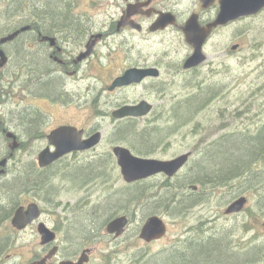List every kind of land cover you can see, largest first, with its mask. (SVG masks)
<instances>
[{
  "label": "flooded vegetation",
  "instance_id": "obj_1",
  "mask_svg": "<svg viewBox=\"0 0 264 264\" xmlns=\"http://www.w3.org/2000/svg\"><path fill=\"white\" fill-rule=\"evenodd\" d=\"M37 1L38 0H25L23 2L27 5L28 3ZM65 3L68 7L70 16L78 23L73 34L61 25L51 24L50 18L44 16L46 14H43L41 17L38 16L33 21L28 22L27 25H24L30 26V29L23 33V36H26L21 40L19 46L24 54L26 51H29L30 54L40 53L44 55L48 63L47 75L57 80L60 84L58 85L60 91L56 92L53 98L44 99L49 100L51 106L61 110L63 112L62 116L68 118L66 109L71 105L70 102L74 101V98L71 97V93L68 90V86L71 85L73 89L82 90L79 96V103L82 104L85 111L94 110L91 117L95 118V124L92 125L90 123L89 117L84 119L79 125L70 121H62L57 123L48 134H45L43 132L45 119L43 116L40 118L37 116V107L25 106L24 110L27 113L28 110L32 108V118H34L36 122L34 130L28 132L24 131L22 128H18L17 125L11 126L10 120L6 119V115H3L2 111H0V135L2 134L4 139L8 141L6 145L7 153L0 158L7 159L4 172H0V178H7L10 175V162L14 153L22 148V143L19 141L20 137L41 136L40 139H45L47 141V136L50 132L62 126H71L82 131V141L89 139L96 133H100L101 137L99 144L88 150L70 152L45 168H39L37 165L39 171L36 170L35 179H39L44 171L55 165L59 169L60 167H64L67 170L71 167L89 162L90 159L94 161L104 157L110 160L108 169L119 171L116 158L113 154V149L116 146L127 147L133 155L139 158L168 161L180 156H172V158L169 159L154 158L152 152L154 149L158 150L160 148V141H158L159 143L156 142V145L148 150L146 154H143V152L138 153L133 150L134 148L138 151V146L129 143L127 145L120 141L115 142L109 140V138L116 135L118 130L124 127L125 124L127 126L132 125L137 133L145 129H152L157 130L160 136V134L164 132L166 135H164L163 138L178 132L179 128H181V122H177V120L183 119V115L176 114L173 110L178 109L180 105L189 98L188 95H182L180 89L186 85L194 86V91L202 87V81L200 84L195 83V85L193 82H195L197 75L204 73L203 69H214L213 67L219 64L217 60L216 38L220 33L229 30L231 26L247 17L240 18L235 22H229L224 25H217L212 28L208 36L205 37L202 45V55L205 60L197 66L185 68L184 64L192 55L194 49L186 42L183 32L184 27L188 22L193 21L199 28H206L207 25L217 19L220 13V0H214L206 8L203 7L200 0H108L106 7L108 8L109 5V9H105V11L100 14L99 19L95 21H91V18L84 11L76 14L73 10L74 4L69 5L67 0H65ZM36 10L37 12H41L38 7H36ZM20 35H22V33ZM45 36L55 40L54 46H51L49 41L43 40ZM229 37L234 38L233 32H229ZM133 42L138 44L142 50L136 49V45L132 44ZM155 46L163 50L161 58H153L150 54L149 49H153ZM210 46L214 48V54L211 55L208 53V48ZM4 47L5 45L2 49ZM88 47L90 48V53L85 58L80 59L79 57L81 54L87 53ZM241 50V44L230 43L225 48L222 56L227 67L232 68L233 56ZM168 53H171L170 57H168ZM174 58L179 59L176 61ZM166 59L168 60L166 61ZM174 61V65H169V62ZM23 65L26 66V64ZM103 69L117 70L116 72L108 70L104 74ZM130 69L148 70L151 71L152 74L144 77L140 82L111 89L113 81ZM191 74L193 78L191 80H186V76ZM102 75L109 78L108 81L105 77H102ZM176 79L179 80L178 83L175 82ZM211 88L213 87L211 86ZM91 89H101V91H96L94 99L91 98ZM138 90H142V92L139 93ZM103 93L107 94V96L119 97L120 100L115 103H100L99 101ZM0 96H3L2 93H0ZM34 99L37 98L34 97ZM209 101L210 100L207 102ZM142 102L150 105V109H148L149 112L146 115L121 119L114 117V113L122 107H136ZM107 105H111V107L103 108V106ZM1 107L2 103L0 100V109ZM192 117L193 115L190 117V120ZM108 120L112 121L113 128L109 131L110 133L108 135H110V137L106 138L108 135L103 134V127ZM172 122L176 124L174 125L176 129H170L169 126ZM161 123L164 124L162 125ZM6 133H12L19 144V148L13 152L12 156H10L8 145L13 142V139H7L5 136ZM215 134L216 132L213 133V135ZM218 135L219 134L215 136ZM163 142L161 146L165 145ZM47 146L48 141L41 151ZM51 149L53 150L52 147ZM137 153L144 156H139ZM186 153L190 154L187 164L174 176L168 177L163 173H159L129 184L132 187L135 185L138 186L141 183L150 184L147 187L148 190H151L150 196H147V198L143 197V201L138 203V207L158 204L163 200L159 197L170 191V184L174 183L175 186V182L179 178L186 181V177H184L185 169L193 157L192 152ZM12 177L14 176L12 175ZM262 178H264V173L262 172L256 170L253 172H244L241 176L236 177L232 181L229 185V189L235 192L240 186H243L250 191L257 189L259 193L261 188L258 187L263 185L262 181L259 180ZM188 183H190V181L187 180L184 186L178 189L183 193L186 192ZM197 184L202 187L198 182ZM199 190L196 191L195 189L193 192H189L188 195H186L187 192L185 194L178 193V198L194 197L195 202H203L206 198L210 197L211 199L216 195L215 193H206L202 191L200 193ZM30 192L33 196L28 195V198L32 200H30L27 205L23 204L15 207L8 216L9 218L11 217L12 220L15 211L19 207L26 208L30 204H36L39 207L40 216L23 229L13 227L10 221L11 226L7 227L5 230L8 233L9 239H27L33 236L32 241H35V243L31 246H28L26 243L23 245L11 246L10 244H5L4 236L0 234V264H61L69 261L77 262L79 257L77 253H82L87 247H85V245L81 246V249L75 252V254L68 253L66 249L67 243L61 239L60 232L56 227H51L50 224H47V222L43 220L45 210L38 201L41 198V193L36 189H31ZM252 195L256 197L260 196L257 194ZM158 198L159 200H157ZM240 198L246 200L242 209L237 212H228L227 208L229 205ZM249 202V197L242 194L235 196L231 202L227 203L223 208H221L219 203L214 204V210L211 211L206 209L207 205L202 203L197 204L196 208L199 209L201 218H195V231L192 233L188 231L189 228H185L184 234H180V237L183 238V235H188L189 237H184V239L179 242L183 244L194 237L196 245H199V243H201L200 241L210 238L214 244L215 242L221 241L224 246L227 247L230 252L228 258L231 259L229 264H264V209L249 208ZM163 212L167 214V210H163ZM124 215H127L126 217L129 221L124 233L119 238L124 236L126 230L130 226V222L132 221L133 223L131 214L126 213ZM166 218L167 222H169V217L166 216ZM113 219L114 218L109 219L106 225ZM40 224H44L54 232V241L49 243L42 242L41 236L38 233ZM168 224L169 223H166V236L169 232ZM139 232L140 227H138L137 222L134 226V235L138 239ZM109 236L113 240L119 239L107 235V237ZM157 241L146 244H152ZM174 244L172 240L168 242L166 244L168 250L172 249Z\"/></svg>",
  "mask_w": 264,
  "mask_h": 264
},
{
  "label": "rangeland",
  "instance_id": "obj_2",
  "mask_svg": "<svg viewBox=\"0 0 264 264\" xmlns=\"http://www.w3.org/2000/svg\"><path fill=\"white\" fill-rule=\"evenodd\" d=\"M54 1L57 0H38L33 4H31L32 2L28 3L23 6L22 14L29 17L31 14V8L35 9V6H38L42 11L45 9L44 6H46L48 2ZM107 1L108 0H67L69 5L74 4L73 10L76 14L84 11L91 18V21L99 19L100 14H102L105 9H109V5L108 8L106 7L108 4ZM4 8L10 12V7L5 2ZM13 8L14 5L11 4V11ZM2 9L3 2L0 0V10ZM36 14L41 17L39 12ZM5 23L4 20H1L0 27L5 25ZM230 31L233 32L234 38L229 37ZM25 36L26 35L19 38V44ZM216 43L217 60L219 64L213 67L214 69H203L204 73L197 75L195 82H193L195 85V83L200 84L202 81V87L197 88L194 91V86L186 85L180 89L182 95H188V97L203 89H209L207 92H210L212 95L215 94L214 99L211 101L210 98L207 105L200 108L198 112L193 115L191 120L188 118L182 121L180 125L181 128H179L178 132L173 133L169 137H160V148L158 150L154 149L155 151L153 150L152 152V156L159 159H169L172 158V156L175 157L186 152H192L193 157L190 163L186 166L184 177H187L189 173L194 171L195 161L200 159L202 153L207 149L206 145L211 141L218 140L221 137H228L230 139L240 136L254 137L264 128V10L257 16L240 20L238 23L231 26L229 30L220 33L216 38ZM230 43L242 45V50L233 56L232 68L227 67L222 56L225 48ZM132 44L136 45V49L142 50L138 44L134 42ZM9 45H6L3 48V51L9 57L10 61L9 53L11 50ZM160 49V47L155 46L153 49H149V52L153 58H161L163 50ZM28 53L30 52L28 51ZM208 53L209 55L214 54V48L210 46L208 48ZM170 56L171 53H168V57ZM174 59L178 61L179 58ZM167 60L168 59H166V61ZM28 62L30 63V60ZM174 63L175 61L169 62V65H174ZM108 70L116 72L117 69H103V73L105 74ZM46 75L45 78L48 77ZM102 77H105L107 81L109 79L105 75H102ZM192 78V74L186 76V80H191ZM175 82L178 83L179 80L176 79ZM39 83H41L40 72L32 69L29 64L24 66L19 63L17 57H13L11 63L9 62L6 68H1L0 93H2L3 96H0L2 103L0 111H2L3 115H6V119L10 120L11 126L16 125V123H14L15 116L18 117L21 113L25 112V106L37 107V116L39 118L43 116L45 119V123L43 124V132L45 134H48L57 123L62 121H70L79 125L84 119L89 117L90 123L92 125L95 124V118L91 117L94 110L91 109L85 111L82 104L79 103V96L82 90L73 89L71 85L68 86V90L71 93V97L74 98V101H71V105L66 109L68 118H65L62 116L63 112L61 110L51 106V102L44 99L53 98L54 96H43L37 93L40 98L34 99V92H36ZM211 86L213 88H207ZM58 91L56 90L53 95ZM96 91H101V89L90 90L92 99L95 98ZM138 92L140 93L142 90H138ZM119 100V97L115 98L103 93L99 102L115 103ZM105 107H111V105L103 106V108ZM31 112L32 108L28 110V113ZM161 124L163 125L164 123ZM174 125L176 124L172 122L169 126L170 129H176ZM112 128V121L108 120V122L104 124L103 134L108 135ZM214 132H216L215 135H219H213ZM109 137L110 135L106 138ZM150 138L153 140L156 138V134L150 135ZM44 140L45 139H39L37 137H20L19 141L22 143V148L14 153L9 165L10 175L7 178H0V182L4 183L13 178L12 175L15 177L19 174H21L20 178L25 177L27 180H29V177L35 178L36 172L39 171L36 164L37 155L47 144V141L45 140L44 143ZM109 140H112L111 137ZM162 142L165 143L164 146H161ZM122 143L128 145L127 141H122ZM7 144L8 141H6L1 134L0 158L7 153ZM134 151L142 153L137 150ZM138 155L144 156L141 154ZM254 163L256 164L254 170L264 173V163L260 161ZM29 167H32V170L26 172V169ZM254 170L252 169V171ZM252 171L250 170L249 172ZM67 172L68 169L66 170L64 167H60L59 169L57 167L56 174H52V179L50 183H48V189L51 192L50 197L46 198V193L38 190L41 193V198L38 201L45 210L43 220L46 221L47 224H50L51 227H56L60 232L63 241L66 239L65 242L67 243L66 249L68 253L75 254V252L81 249L82 245L91 249L89 264H150V259L154 254H162L163 256H166L165 254H167L170 257V253H165L169 252L166 244L172 240L173 243H175L173 247L180 245L181 242L179 241L183 240L184 237H189L188 235H183V238L180 237V234H184L185 228H189L188 231L192 233L195 231V218H201V213L199 212V209L196 208V205L200 203L207 205L206 209L211 211L214 210V204L219 203L221 208H223L227 203L231 202L235 196L244 194L249 197V208L264 209V178H262L259 180L262 181L263 184L258 187L261 188L259 193L257 192V189L250 191L243 186H240L235 192H232L229 189L228 183L220 186H209L210 190H206V193H215L216 195L211 199L210 197H202L206 198L203 202L197 201L191 204V201H187L188 204H183L186 200L183 197H180L178 198L179 200L184 199L182 200L184 202L181 205L185 207L189 206L182 214H178L174 211L172 215H168L163 212L164 209L154 212L151 210L150 212L147 209L144 210V208H148V206L138 207V203L131 205L129 211L117 208V213L111 216L112 218L120 217L126 213L131 214L133 218V224L131 221L124 236L117 240H113L110 236L107 237V234L105 233L106 220L102 223V226H99L98 231L94 234L88 233L82 235L78 233L76 228H79L86 222L85 218H87L88 215H86L84 211H90L91 213L92 209L97 206L98 209L100 207L103 213L110 214L109 208H105L104 204L107 207L111 205L112 197H117V191H123L129 189V187H126L127 184L122 180L119 171H115L117 175L114 177L112 174V176L109 177L110 173H108V177L106 175L103 176L102 179L94 177L93 180L75 188L72 183L67 180ZM28 175L30 176L27 177ZM196 180V178L188 180L190 181L189 185H196ZM185 182L187 181H183L179 178L175 182L177 189L173 188L175 186L174 183H172L169 186V192L179 194H185L187 192L186 195H188L190 192L189 186H187L186 192L184 193L178 189L179 187H183ZM149 185L150 184L145 183L140 184V189L142 191L140 196V199L142 200L140 202L143 201V197L147 198V196H150L151 190L147 189ZM30 190L31 188L29 187L20 189L14 200V204L9 207L4 218L0 219V234L4 236L5 244L15 246L26 243L28 246H31L35 243V241H32L33 236L27 239H9L8 233L5 230L7 227L11 226V217L9 218L8 216L10 212L19 205H27V203L32 200L31 198H28V195L33 196ZM201 191L203 190H199L200 193ZM252 194L260 196L256 197ZM186 199H188V197H186ZM152 215H160L166 223H169V232L162 240L147 245L136 238L134 235V226L138 222V227L141 228L143 222ZM166 216L169 217V222H167ZM101 227L104 228L101 229ZM192 241H195L194 237L188 242ZM79 253L80 252L77 253V256Z\"/></svg>",
  "mask_w": 264,
  "mask_h": 264
},
{
  "label": "trees",
  "instance_id": "obj_3",
  "mask_svg": "<svg viewBox=\"0 0 264 264\" xmlns=\"http://www.w3.org/2000/svg\"><path fill=\"white\" fill-rule=\"evenodd\" d=\"M7 1L10 4H13L14 8L11 11L10 7V12H8L7 9L4 8L3 3V9L0 10V21L4 20L6 23L0 27V36L12 33L24 25H27L28 22L33 21L39 16L36 14V7L38 6H35V9L31 8L30 16L26 17L24 14H22L23 6H25L23 1ZM33 3L35 2H32L31 4ZM44 7L45 9L39 13L41 15L46 14L44 16L50 18L51 24L61 25L62 27L68 29L72 34L75 32L78 23L75 22L70 16L65 0L48 2V4ZM21 36H23V33L13 41L6 44H10L9 47L11 50H9L10 61L8 59V63H11V59L13 57H17L19 63L26 65L29 64L32 69L40 72L41 83L37 85L38 87L36 92H34V97L40 98L37 93L43 96H54L53 93L56 90H60L58 87L60 84L57 80L52 79L49 77V75H46V73H48V63L44 55L40 53H23L18 43ZM29 60L30 63L27 62ZM6 66L4 68H6ZM45 75L48 77L45 78ZM207 90L209 89H203L200 92L190 96L187 101L180 105L178 109L173 110L174 113L183 115V119L177 120V122H182L185 119L190 118L192 115L197 113L200 108L204 107V105H207V101L212 95L210 92H207ZM32 115L33 114L31 113L23 112L20 114V116H15L14 123H16L18 128L24 129V131H32L36 125ZM152 134H156V138L153 140L150 138V135ZM164 135L166 134L162 132L159 136L157 130L152 129H146L140 133H137L135 132L132 125L127 126L125 124L124 127L118 130L116 135L111 137V139L115 142L127 141L129 144L138 146L137 149L139 152L146 153L154 145H156V142L159 141V138L164 137ZM37 138L40 139L41 136ZM206 148L207 149L202 153L200 159L195 161L194 171L187 175L186 181L196 178V181L200 185H202L204 188L206 187L205 190H210L209 186H220L226 185L228 183L230 185L232 181L236 177L241 176L242 173H247L250 170L252 171V169L254 170V166L256 165L254 162L260 161L264 163V128L254 137L240 136L235 138L233 137L231 139L228 137H221L220 139L212 141L206 145ZM133 150L135 149L133 148ZM108 163H110V160H108L107 157L98 158L94 161L90 159L89 162L68 169L66 178L72 183L74 187L77 188V186L83 185L84 183L93 180L94 177L102 179V177L105 175L107 176L108 173H110L109 177L112 175L116 176V170L108 169ZM55 169L57 170L56 165L44 171L39 179H35L34 177L30 178V175H28L27 177H29V180H27L25 177L20 178L21 174H19L18 176L11 178L4 183L0 182V219L4 218L9 207L14 204V200L16 199L17 193L20 191V189L29 187L31 189L40 190L41 192L50 194L51 192L48 189V183H50L52 179V174H56ZM30 170H32V167L27 168L26 172H29ZM126 187H129V189L123 191L121 190L117 194V197H112V201L110 200L111 205L107 207L104 204L105 208H109L110 214L103 213L100 207L98 209L97 206L92 209L91 213L90 211H84L88 217L85 218L86 222L82 226L76 228L78 233L82 235L88 233L94 234L96 231H98L99 226H102V223L105 220L112 219L111 216L117 213V208L129 211L131 205L134 203H139L142 200L140 199L142 194L140 184L139 186L135 187L127 184ZM159 198L163 200H161V202L158 204L144 208V210L147 209L150 212L151 210L154 212L164 209L167 210V214L172 215L174 211L179 213L187 210L189 206H182L181 204L184 202L182 200H186L183 204H188L187 201H191V204L195 202L194 197H188V199L184 198L179 200L178 193L174 192L164 193V195H161ZM159 198L157 200H159ZM200 242L201 243H199V245H196L195 241H186L183 244L175 246L172 249H169V252H165L170 253V257L165 254L167 258L162 254H154L150 259V264H229V261L231 260L228 258L230 252L228 251L227 247L224 246L223 242L219 241L215 242L214 244L210 238H206Z\"/></svg>",
  "mask_w": 264,
  "mask_h": 264
},
{
  "label": "water",
  "instance_id": "obj_4",
  "mask_svg": "<svg viewBox=\"0 0 264 264\" xmlns=\"http://www.w3.org/2000/svg\"><path fill=\"white\" fill-rule=\"evenodd\" d=\"M23 1V0H22ZM214 0H200L203 7L206 8ZM264 9V0H220V13L217 19L206 28H199L195 22L190 21L183 29L186 42L190 44L194 51L184 64L185 68H190L201 64L205 58L202 55V45L205 37L208 36L212 28L217 25H224L233 22L239 18L254 16ZM30 29V26H24L12 33H8L0 37V69L8 62V56L3 51L2 47L13 41L21 33ZM44 41H49L51 46H54L55 40L50 37H43ZM90 53V48L86 54H81L80 59L85 58ZM148 70L130 69L124 74L116 78L112 83V88L125 86L131 83L140 82L144 77L151 75ZM150 109V105L145 102L140 103L136 107L125 106L114 113V117L121 119L125 117H140L146 115ZM7 139H13V142L8 145L10 156L19 148V144L12 133H6ZM82 131L75 127L62 126L56 128L47 136L48 146L37 155V165L39 168H45L56 162L62 156L73 151H84L94 148L99 144L100 133H96L87 140L82 141ZM53 148V150L51 149ZM113 154L120 171L122 180L126 184H131L140 181L159 173H163L168 177L174 176L188 162L189 155L184 153L172 160L161 161L156 159L139 158L133 155L127 148L116 146L113 149ZM7 159L0 160V172H4ZM195 190V187H192ZM244 198L235 200L227 208L228 212L238 211L242 209ZM40 216V209L36 204H30L26 208L19 207L11 220L13 227L23 229ZM128 224V218L123 215L110 221L105 227V233L119 238L125 231ZM38 233L41 236L43 243H49L55 240V234L44 224L38 227ZM167 234V226L161 216L153 215L148 217L139 232V239L145 243L161 240ZM90 250L85 249L79 256L77 262H63L61 264H88L90 261Z\"/></svg>",
  "mask_w": 264,
  "mask_h": 264
},
{
  "label": "bare ground",
  "instance_id": "obj_5",
  "mask_svg": "<svg viewBox=\"0 0 264 264\" xmlns=\"http://www.w3.org/2000/svg\"><path fill=\"white\" fill-rule=\"evenodd\" d=\"M3 1V3L5 2V3H7V5L9 6V7H11V4L7 1V0H2ZM24 16V15H23ZM28 20H29V18H28ZM214 97H215V94L214 95H211V100H213L214 99ZM113 177H114V175H113ZM121 180V179H120ZM190 183H188L187 184V186H189V188H190V192H193L194 190H193V188L192 187H195V189L196 190H199V189H201V190H203L202 192H206V187L204 188L203 186L202 187H200V186H198V184H196V185H193V184H191V185H189ZM173 188H175V187H173ZM187 188V187H186ZM84 189V188H83ZM120 191H117V193H119ZM92 193V192H91ZM76 195V194H75ZM45 197L46 198H49L50 197V195H47V194H45ZM92 200V199H91ZM58 202H59V200H58ZM61 203V202H60ZM69 203H71V202H69ZM78 203V202H77ZM80 203V202H79ZM90 203V202H89ZM95 204V203H94ZM60 205V204H59ZM76 206V205H75ZM91 207V206H90ZM68 208H69V206H68ZM73 208H75V207H73ZM80 208H81V206H80ZM61 209V208H60ZM68 210V209H67ZM78 210V209H77ZM83 210H84V208H83ZM124 210V209H123ZM71 211H72V209H71ZM119 211V210H118ZM58 212V211H57ZM66 212V211H65ZM82 212V211H81ZM120 212H121V210H120ZM237 212V211H236ZM72 213H74V212H72ZM75 214V213H74ZM81 214V213H80ZM124 214V213H123ZM178 214H182L181 212L180 213H178ZM64 215H66V214H64ZM63 216V215H62ZM127 216V215H126ZM58 218V217H57ZM63 218V217H62ZM70 218V217H69ZM66 220H67V218H66ZM70 220V219H69ZM109 219H107L106 221H105V224L107 223V221H108ZM128 221H129V219H128ZM59 224V223H58ZM104 224V225H105ZM133 224V223H132ZM104 228V227H103ZM102 227H101V229H103ZM66 235H68V234H66ZM70 235V234H69ZM112 237H113V235H111ZM68 237V236H67ZM63 238V237H62ZM69 239H70V237H69ZM85 239H86V237H85ZM101 239V238H100ZM66 240V239H65ZM65 240H64V242H65ZM84 240V239H83ZM87 240H88V238H87ZM73 242V241H72ZM85 242V241H84ZM140 242V241H139ZM77 243H78V241H77ZM82 243V242H81ZM85 244V243H84ZM59 246V245H58ZM76 246V245H75ZM80 246V245H79ZM82 246H84V245H82ZM76 249V248H75ZM60 252V251H59ZM64 256V255H63ZM66 256V255H65Z\"/></svg>",
  "mask_w": 264,
  "mask_h": 264
}]
</instances>
